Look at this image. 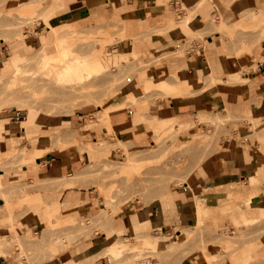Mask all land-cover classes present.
<instances>
[{
    "label": "rangeland",
    "instance_id": "1",
    "mask_svg": "<svg viewBox=\"0 0 264 264\" xmlns=\"http://www.w3.org/2000/svg\"><path fill=\"white\" fill-rule=\"evenodd\" d=\"M51 1L0 0V61L9 60L14 54L13 47L18 45L17 52L26 58L24 62L28 64V71L20 73L17 79L23 86L19 87L21 89L11 86L17 78L15 73L0 78V125H9L8 131L6 128L0 129V141L7 140L10 146L5 153H0V216L9 218L0 220V225L8 229L10 237L21 235L20 226L29 221L30 212H37V202L46 219L41 228L29 229L28 233L22 234L21 242L13 241L9 246V255H15L18 262H22L24 258L31 262L48 260L65 248L90 245L97 232L108 230L114 225L118 214L141 206H157L169 198L173 191L184 188L186 183L190 184L198 166L213 153L222 150L225 142H241L245 145L251 143L258 152L264 150V116H236L230 110H217L216 114L204 113L197 118L194 116L187 123L179 120L169 126L157 123L154 119L158 116L151 115H154L155 109L160 108V101L168 96L191 94L200 87L197 83L193 88L183 89L180 85L182 81L173 78L171 74L165 78V84L155 79L154 69L158 65L163 61L171 64L182 55L160 56L155 47L148 46H142L140 51L138 46L143 41L137 38L129 39L132 32L126 34L124 24L96 22L77 28L76 19H73L58 25V21L53 19L65 1L55 0L56 4L49 5ZM222 5L233 21L232 25L223 26L222 24L228 21V16L221 12L216 17V31L220 32L221 42L228 47L227 56L236 55L239 58L241 54H251L253 61L251 65L243 67V70H258L259 64H264V56L258 55L256 51L264 46V24L256 22L257 19L251 15L253 10H242L230 2H224ZM58 37L66 43L72 58L81 59L79 63L101 59L103 65L91 66L92 74L81 83L68 82L74 87H67L68 90L63 91L65 101H61L57 107L51 104V101L48 102L51 105H45L46 97H42L44 101L41 102L45 104L39 105L36 103V97L40 101L45 91V95L50 96L48 93L52 91H48L52 89L51 83L55 86L62 81L56 76H45L43 71H49L52 67L44 69L38 60H34V56L42 51L55 53V41ZM188 37L191 41L200 36L189 34ZM123 50L126 55L120 56ZM55 67L59 66H54L53 69H56ZM12 76L15 78L10 79ZM44 77H49V80ZM135 78L146 91L145 97L136 98L131 95L113 103L121 88ZM43 79L53 81L50 83V89L45 87L48 90L40 87L44 92L37 87ZM220 81V78L211 76L209 85H217ZM31 84L34 87L26 89ZM51 94L55 95L53 92ZM261 101L262 98H259V105ZM108 107L127 109L133 115L131 124H143L149 137L140 143L138 133L133 136L122 135L113 129L112 125L107 129L108 136L93 137L91 129L88 133L87 125L100 121V124L106 127L103 123L106 119L102 118L106 116ZM31 109L38 113L36 123L39 127L36 132L29 134L22 126L25 125ZM73 113L87 114L90 122L81 127L78 134L76 130H70V134H67L73 137L70 136L72 141L60 144L62 141L57 142L56 136L55 140L51 136L56 135V128H65L66 125L56 127L61 123L59 120L66 123L69 115ZM137 114L139 116H136ZM154 121L157 125H153L159 128H148ZM200 132L209 136L208 141L204 139L207 142L203 144H199V140L195 142L194 134ZM28 135L35 136L32 137L35 138L34 143ZM36 135L40 136L36 139ZM44 140L49 141L50 145L47 152L41 156H47L56 148L72 149L79 154L87 153L88 156L82 162L81 175L77 177L76 171L73 172V182H76L75 189L83 191L90 203L94 204L95 213L101 212L100 219L81 222L84 215L78 214L80 223L64 221L67 218L63 219L60 215L68 210L66 205H61L59 211H53L49 205H44L40 196H36L40 190L41 194L50 192L62 198L66 189L71 188L61 182L51 184L54 187L50 189L45 188L43 182L37 183L23 171V165L37 166V161L32 163V158L12 156L15 147H30L32 150ZM81 145L88 148L83 149ZM78 148L82 150L78 151ZM92 152L96 154L94 157L90 155ZM238 190L234 187L233 192ZM233 192H229L226 200L228 205L222 211L241 210L246 207L244 203L234 204ZM107 200L110 201L108 206ZM196 203L204 212V216L201 217L199 212L198 220L192 223L195 228L176 227L172 234L165 233L163 227L148 228L146 234L129 237L130 243H136L140 235L158 238L157 243L137 249L131 248L130 245L125 246L126 240L115 238L113 247L122 248V251H107L111 244L106 245L103 256L108 257L110 264H180L182 258L186 257L204 264H264V253L260 252L264 243V214L260 220L234 221V228L216 235V226H212L216 224V214L208 212L203 196L197 198ZM102 208H105L106 212L103 213ZM110 220L113 222L108 223ZM104 222L106 224H103ZM178 230L181 233H177ZM180 234L182 236H179Z\"/></svg>",
    "mask_w": 264,
    "mask_h": 264
},
{
    "label": "crops",
    "instance_id": "2",
    "mask_svg": "<svg viewBox=\"0 0 264 264\" xmlns=\"http://www.w3.org/2000/svg\"><path fill=\"white\" fill-rule=\"evenodd\" d=\"M64 1L53 19V21H58V25L63 21L73 19H76V24H74L77 28L87 27L96 22L124 24L126 34L130 31L134 36L128 37L129 39L137 38L143 41L138 46L140 51L142 46H148L149 48L155 47L160 56L182 55L173 60L171 64L163 61L154 69L155 75L168 78L169 74L179 71L183 75L191 76L192 81H196L200 87L191 94L168 96L159 102L160 108L155 109L154 115L151 116H158L162 126H169L178 120L187 123L194 116L197 118L204 113L216 114L217 110H230L236 116H252V118L253 116H264V64H259L258 70L244 72L243 67L251 65L253 61L252 55L247 53L241 54L239 58L236 55L228 57V47L226 48L221 42L222 36L219 31H216V17L221 12L229 15L222 3L230 2L233 6L245 11L261 9L260 15L254 18L257 19L256 22L264 24V0ZM56 3L52 0L49 5ZM232 24V16H228V21L222 25ZM157 27V30L161 28H166V30L155 34L159 32L155 29ZM152 30L154 32L150 33ZM189 34L200 37L189 41ZM13 50L18 51V45H15ZM256 51L258 55L264 56V46ZM9 60L0 61V67ZM211 76L218 77L221 81L217 85H209ZM238 80L242 81L238 82ZM131 95L136 98H143L146 95L141 82L136 78L128 81L112 102L117 103L123 100L120 98H128ZM259 98H262L260 105L258 104ZM69 116L66 123L59 120L61 123L56 127L66 125V128L76 130L78 134L81 127L90 122L87 114L73 113ZM131 116H133L132 113L127 109L119 108L110 115L111 125L122 135L133 136L138 133L139 142L143 143L145 138L149 137L146 127L143 124H131ZM100 123L102 122L94 121L89 127L88 133L91 129L93 137L108 136V126L105 122L103 123L107 128ZM9 149L7 140L0 141V153H5ZM90 155L94 157L96 154L92 152ZM87 156L85 152L79 154L72 149L56 148L47 156L34 159L32 163L37 161V166L23 165L26 176L35 179L37 183L43 182L47 189L54 187L51 184L56 182L71 187L66 189L62 198L50 192L41 194L40 190L36 193L44 205H49L53 211H59L61 205H66L68 210L60 215L63 219L67 218L64 221L77 222L78 214L84 215L81 222L88 221L97 215L94 204L90 203L83 191L75 189L76 182H73V172L83 169L81 168L82 162ZM234 187L239 188L236 193L233 192ZM229 192H233L234 204L244 203L246 207L241 210L222 211L228 205L226 200ZM202 196L206 200L208 212L216 214V224L212 225L216 226L214 230L216 235L234 228V221L249 222L262 219L264 214V150L258 152L251 143L245 145L241 142H225L222 150L213 153L198 166L192 175L190 184L186 183L184 188L173 191L169 198L157 206L151 208L141 206V208L128 209L118 214L114 222L112 220L108 222H113L114 225L108 230L97 232L90 245L84 244L77 248L68 247L54 257L38 262H31L25 258L22 262H18L16 256L9 255V248H6L4 253H0V264H79V262L110 264L108 257L103 256L109 239L115 240L116 238L125 241L129 237H135L136 234H146L148 228L154 229L158 226L163 227L165 233L168 234H172L176 227L195 228L192 223L196 222L199 217L196 202L197 198ZM38 204L37 202V212H30L29 221L20 226L21 236L28 233L29 229L41 228V225L46 223L42 208ZM103 210L105 208H102ZM205 213H207L206 210ZM5 219L9 218L0 216V220ZM177 233L181 232L178 230ZM4 235L9 236L10 232L0 225V238ZM263 248L264 243L260 251L262 253H264ZM180 264L204 263H198L194 258L186 257L182 258Z\"/></svg>",
    "mask_w": 264,
    "mask_h": 264
},
{
    "label": "bare ground",
    "instance_id": "3",
    "mask_svg": "<svg viewBox=\"0 0 264 264\" xmlns=\"http://www.w3.org/2000/svg\"><path fill=\"white\" fill-rule=\"evenodd\" d=\"M262 11H261V9H256V10H254L253 11V17H258L259 15H260V13H261ZM160 26H162V25H160ZM159 26V27H160ZM162 27H164V26H162ZM168 26H166V28H167ZM166 28L165 29H160V30H157L158 29V27L157 28H155L156 29V31H159V32H156L155 34H157V33H161L160 31L161 30H163V31H165L166 30ZM154 29V30H155ZM168 29V28H167ZM168 31V30H167ZM154 31L152 30V32H150V33H153ZM164 32H162V34H163ZM161 34V35H162ZM150 35V34H149ZM149 35H147V36H149ZM152 35V34H151ZM160 35V34H159ZM44 45H48V44H44ZM43 45V46H44ZM55 46H56V48H57V50H56V52L55 53H53V54H48V53H46V52H44V51H42V53L40 52L39 53V55L38 54H36L37 56H34V60H38L39 61V64H41L42 66H43V68L44 69H48V68H51V69H48L49 71H43V73L45 74V76L46 75H48V76H56L59 80H61L62 81V83H57V84H55V86L53 85V83H51V82H53V81H51V82H49L48 80V78L49 77H44V78H46V79H48V80H45V79H43V82L42 83H40V84H38V86L37 87H39L38 89L39 90H41V88L40 87H42V89H43V87L45 88L46 86V88H48V89H50L51 87V85H50V83L52 84V89H50L48 92H50V91H52L53 93H55V95L56 94H58L57 96H55V95H53V94H51L52 92H50V93H48V94H50V96H48V95H45L46 94V92L47 91H45V94L44 95H42L41 96V100L39 101L38 99V97H36L37 98V100H36V103H41L42 101H44V100H46L45 102H46V104L43 102V103H41V104H45V105H51V104H54L56 107H57V105L59 104V103H62L61 101H65V99L63 98L64 97V95L62 94L63 93V91L64 90H68L67 89V87L68 88H70V89H72L74 86H70V84H68V82H71V81H75V82H77L78 81V83H81V82H83L84 80H85V78L86 77H88L89 75H91L92 74V72H93V69L91 68V66H97V67H100L101 65H103V63H102V60L101 59H97V60H93V61H88V60H85V61H81L80 63H79V60H81V59H77V58H72L71 57V55H70V50H69V48L67 47V45H66V43L64 42V41H62L59 37L56 39V41H55ZM42 50H44L43 48H41ZM41 49H40V51H41ZM34 55V54H33ZM32 55V56H33ZM126 55V52H125V50H123V51H121L120 52V56H125ZM32 56H30V57H32ZM30 57H27V58H30ZM26 58L25 57H23L19 52H17V51H15L14 52V54H13V57H12V59H10L6 64H4L2 67H0V78H2V77H4L5 75H7V74H9V73H15L16 74V77L17 78H15L14 76H12V77H10V79H14L15 81H16V83H15V81H13L14 83H12V85L11 86H15V87H17V89L19 90V89H21V88H19V87H23L22 85H20V83H18L19 82V80H17V79H19L18 77H19V75H20V73H22V72H24L25 70H26V66H28V64H26V62H24V60H25ZM40 59V60H39ZM54 66H59V67H55L56 69H53V67ZM27 69H28V67H27ZM26 71H28V70H26ZM21 75H23V74H21ZM171 75H173V78L175 77V78H178L179 80H181L182 82H181V86H182V88L183 89H188V88H193L194 86H196L197 85V83H196V81H192V79H191V76H187V75H183V74H181L179 71H174ZM32 77V76H31ZM154 77H155V79L157 80V81H159L161 84H165V82H167V81H165L166 79V77H157L155 74H154ZM18 81V82H17ZM200 81V80H199ZM27 86V85H26ZM29 86V85H28ZM27 86V88L26 89H29V88H32V87H34L32 84L28 87ZM14 87V88H15ZM53 87H56V88H53ZM45 88V89H46ZM25 89V90H26ZM48 89H46V90H48ZM58 92H57V91ZM42 92H44L43 90H41ZM40 91V92H41ZM16 92V91H15ZM17 92H19V91H17ZM22 92V91H21ZM41 92V93H42ZM43 94V93H42ZM10 95H12V93L10 94ZM52 95H53V97H52ZM34 97H35V95H34ZM42 97H46L44 100H43V98ZM48 97H51V98H48ZM54 98V99H53ZM49 99V100H48ZM56 99V100H55ZM34 100V101H35ZM52 100H55L54 102L52 101ZM33 101V100H32ZM37 101H39V102H37ZM49 101H51V104H48V102ZM40 105V104H39ZM53 105V106H54ZM117 110V108H114V109H112V108H110V107H108L107 108V111H106V116H104V118H102V119H106L105 121V123H106V125L108 126V127H111V123H110V115L113 113V112H115ZM100 112V111H99ZM37 116H38V113H37V111L35 110V109H31V110H29V114H28V116L26 117V120H25V125L24 126H22V129H24L25 131H27V132H29V134H31V133H33V132H36L37 131V129H38V127H39V125L36 123V118H37ZM157 123L158 122H160V118H158L157 117V119H154ZM103 121V120H102ZM155 121H154V123H151L152 125L151 126H148V128H152V126H155V125H157V123H155ZM153 124H155V125H153ZM92 124H89V125H87L88 127H90ZM150 125V124H149ZM94 126V125H93ZM175 126V125H174ZM156 128L158 127V126H155ZM1 128H6V130L8 131L9 130V125L8 124H1L0 125V129ZM87 128V127H86ZM159 128V127H158ZM56 130V135H53V136H51V138H53L54 139V136H56V138H57V142H61L62 141V143H60V144H63L64 142H69L73 137L71 136V135H68V134H70L69 133V131H70V129H68V128H56L55 129ZM68 133V134H67ZM205 133H203V132H200V133H195L194 134V138H195V142H198V141H196V140H199V144H203V143H205V142H207L208 141V135L207 136H205L204 135ZM40 136V135H39ZM38 135H36V139H37V137H39ZM72 138H71V137ZM32 137H35V136H29L28 135V138L29 139H31ZM53 139H51V140H53ZM204 139H206L207 141H205ZM33 140H35V138L33 139L32 138V143H34V141ZM55 140V139H54ZM204 142H203V141ZM37 141V140H36ZM35 141V142H36ZM72 141V140H71ZM70 141V142H71ZM202 141V143H200ZM194 142V143H195ZM198 144V145H199ZM50 145V143H49V141L47 142V141H42L41 143H39L38 144V146L36 147V148H34V149H32V150H30L28 147H22V148H18V146L17 147H15L14 148V154L12 155L13 157H16V158H18V157H25V159H30V158H32L33 159V161H34V159H36L37 157H39V156H41L43 153H46L47 152V148H48V146ZM82 145H84V144H82ZM82 145L80 146V147H82ZM88 145V144H87ZM90 147V146H89ZM83 149L84 148H86V146L85 147H82ZM82 148H78V151L79 150H82ZM88 148V147H87ZM86 148V149H87ZM22 167V166H21ZM22 169V168H21ZM20 169V170H21ZM192 172V171H191ZM75 174H76V176L77 177H79L80 175H81V170H78V171H76L75 172ZM190 174V173H189ZM72 176H73V174H72ZM186 182V181H185ZM210 189V188H209ZM209 189H206V191H209ZM212 189H213V187H212ZM239 189V188H238ZM205 191V190H204ZM137 198V197H136ZM200 197H198V199H199ZM108 205H110V201L109 200H107V206ZM200 208V207H199ZM199 210H201V208L199 209ZM104 212H106L105 210H103V213ZM200 212V216L201 217H203L204 215H202L204 212H202V210L201 211H199ZM200 217V218H201ZM101 218V214L99 213V214H97L94 218H92V219H90V220H88V221H90V222H92L93 220H97V219H100ZM204 219V218H203ZM202 220V219H201ZM151 236H152V234H151ZM154 236V235H153ZM22 237L23 236H21V235H18V236H15V237H10V236H2V238H0V253H4L5 251H6V248H9V246L11 245V243L13 242V241H17V242H21L23 239H22ZM165 237V236H164ZM163 237V238H164ZM135 239V238H134ZM137 239H138V241L136 242V243H133V244H131L130 243V241H129V239H127L126 240V243H125V246H128V245H130V247L131 248H134V249H137V248H141V247H144V246H146V245H153V244H156L157 243V241L156 240H158V238H156V239H153L152 237H150V235L148 236V235H140L139 236V238L137 237ZM130 240H132V239H130ZM114 240H112V239H109V241H108V245H110L111 244V247H109L108 249H107V251H110V252H114V253H119V251L121 250L122 251V248L120 249V248H116V247H113L114 246V244H112V242H113ZM124 251V250H123Z\"/></svg>",
    "mask_w": 264,
    "mask_h": 264
}]
</instances>
